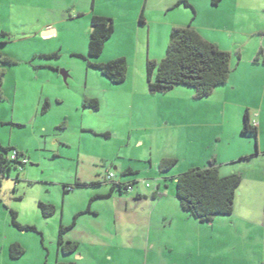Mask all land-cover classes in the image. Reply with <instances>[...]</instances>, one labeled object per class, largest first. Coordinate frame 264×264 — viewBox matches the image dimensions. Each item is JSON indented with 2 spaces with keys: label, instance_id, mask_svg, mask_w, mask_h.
I'll return each instance as SVG.
<instances>
[{
  "label": "rangeland",
  "instance_id": "374dc122",
  "mask_svg": "<svg viewBox=\"0 0 264 264\" xmlns=\"http://www.w3.org/2000/svg\"><path fill=\"white\" fill-rule=\"evenodd\" d=\"M145 1L0 0V54L16 63L0 64V143L28 160L0 179V264H264V124L261 137L241 134L246 111L264 118V0H147L142 25ZM119 6L112 37L91 59L92 16ZM48 24L55 37L42 36ZM185 26L231 55L230 81L204 98L185 86L151 93L147 62L159 64L170 30ZM119 57L128 65L121 84L89 65ZM91 99L98 111L84 107ZM214 159L242 183L231 215L201 223L180 208L175 177ZM128 168L134 174L122 176ZM110 174L134 191L110 194ZM76 181L86 186L64 194ZM40 202L58 211L46 219ZM11 210L37 232L14 227ZM72 211L83 214L64 237L80 246L65 256L59 226H72ZM13 244L24 250L18 259Z\"/></svg>",
  "mask_w": 264,
  "mask_h": 264
},
{
  "label": "trees",
  "instance_id": "16d2710c",
  "mask_svg": "<svg viewBox=\"0 0 264 264\" xmlns=\"http://www.w3.org/2000/svg\"><path fill=\"white\" fill-rule=\"evenodd\" d=\"M212 5L216 6L223 0H211ZM184 4L189 6L185 1ZM139 23L144 25V16L141 15ZM114 33L113 21L110 17L94 15L91 18V33L88 42V56L91 59L99 58L104 52L105 43ZM5 32L1 35L5 36ZM7 35V34H6ZM82 57V56H79ZM14 65L15 61L4 54H0V64ZM89 65L97 69L112 84H121L126 79L127 61L124 57L115 58L106 63L89 62ZM155 75L153 77V73ZM231 55L222 51L214 43L204 40L200 34L190 26L173 27L170 30L169 42L165 57L157 64L154 61L147 62V81L151 93H163L171 90L175 86H185L195 89L197 98L209 96L213 89L225 85L230 78ZM6 72L0 66V100L2 94V85ZM84 107L92 111L99 109V103L96 99L84 101ZM49 108L47 101L43 106V112ZM242 135H257V127L250 119L249 112L244 114ZM16 154L15 159L12 155ZM26 160L27 163H23ZM177 163V159H163L160 163V172H169ZM13 164L23 169L28 160L26 156L16 148L3 147L0 143V179L9 175ZM222 166L215 160L209 161L206 167H191L175 177V195L179 201L180 208L186 214L197 219L201 223H211L216 216H228L233 213L234 201L238 188L242 183L240 174H222ZM131 168L125 169L122 176L133 175ZM106 183L111 182L110 194L113 192L131 193L134 190L133 182L122 184L112 181L110 174L106 178ZM85 183L76 181L74 186H64V193L73 191L74 188H83ZM149 188V186H146ZM159 187L157 188V191ZM109 194V196H110ZM157 194V192H155ZM140 198L137 195L138 199ZM93 201V198L91 199ZM90 201V202H91ZM38 207L44 218L48 219L56 213L55 205L51 203H38ZM89 212V207L87 209ZM11 221L14 227L19 231H33L37 229L33 226H23L17 221V213L13 210ZM83 214V213H82ZM78 215L75 217L74 220ZM75 225L59 226V235L57 241V250L65 256L74 255L79 248L75 241H69L64 236ZM9 254L12 259H18L24 254L21 245L13 244L9 248ZM57 264H75L73 262Z\"/></svg>",
  "mask_w": 264,
  "mask_h": 264
},
{
  "label": "crops",
  "instance_id": "0c3cea01",
  "mask_svg": "<svg viewBox=\"0 0 264 264\" xmlns=\"http://www.w3.org/2000/svg\"><path fill=\"white\" fill-rule=\"evenodd\" d=\"M39 1V0H38ZM120 2H121V0H117V3L116 4H120ZM147 0L145 1V4L143 5V7H142V10H141V13H140V16L141 15H143L144 16V22H146V24L147 23H149V20H148V16H146L145 17V15L143 14L144 13V11L146 10V8H147ZM123 10H125L124 8H123ZM123 10H120V6L118 7V10H116L115 11V13H109V17L110 18H112V19H114V18H116V15L118 14V13H120V12H122ZM101 15V14H100ZM105 16H107V15H105ZM107 16V17H108ZM137 17V16H136ZM140 18V17H139ZM139 18H138V20H139ZM53 28V26L51 25V24H48V25H45V28L44 29H41L42 31V34H45V33H47L48 34V36H45L44 38H49V37H55L56 36V32L57 31H55V30H53L52 29ZM6 30V29H5ZM3 32V31H2ZM4 32H6V31H4ZM7 32H9V29H8V31ZM234 69V68H233ZM233 69H232V72H233ZM232 74V73H231ZM230 77H231V75H230ZM230 81V78H229V80L227 81V83ZM98 111V110H97ZM250 115V114H249ZM250 119L253 121V123L256 125V127H257V134L259 135V133H260V137H261V131L263 130V124H264V118H263V115H262V112L260 111V113H259V111H257L256 110V112L254 113V115H250ZM264 152L263 151H261V154H263ZM215 161H216V163L218 164V165H220V166H222L223 164L222 163H219L216 159H214ZM230 162V161H229ZM192 166H194V165H192ZM125 170V169H124ZM112 175V174H111ZM115 177H114V175L112 176V180L114 179ZM100 183H97L96 185H99ZM117 184V183H116ZM128 184V183H127ZM64 186H66V185H64ZM74 191V190H73ZM134 191V190H133ZM72 191H70L69 193H71ZM69 193H67V194H69ZM65 194V193H64ZM137 195H139V194H137ZM140 196V195H139ZM98 199V198H100V195H97L95 198L93 197V200H95V199ZM140 198H141V196H140ZM140 198H138V199H140ZM91 203V202H90ZM89 209H90V205H89ZM65 205L61 208V212H62V214H65ZM72 210H74V209H72ZM56 211H58V210H56ZM75 212V211H74ZM73 211H72V215H75V216H77V213H74ZM56 214V213H55ZM54 214V215H55ZM80 214H82V213H79V215ZM78 215V216H79ZM75 221V220H74ZM76 223V222H75ZM61 224H63V223H61ZM60 224V225H61ZM65 225V224H64ZM65 226H67V225H65ZM69 241H75V242H77L78 244H79V246H80V243H79V240L78 239H68ZM78 252V251H77ZM78 258H80V255H78ZM68 262H70V261H68Z\"/></svg>",
  "mask_w": 264,
  "mask_h": 264
},
{
  "label": "water",
  "instance_id": "95a60500",
  "mask_svg": "<svg viewBox=\"0 0 264 264\" xmlns=\"http://www.w3.org/2000/svg\"><path fill=\"white\" fill-rule=\"evenodd\" d=\"M42 36L45 37V36H48V34L45 33V34H42ZM63 76H64V81H66L67 74L65 72H63Z\"/></svg>",
  "mask_w": 264,
  "mask_h": 264
},
{
  "label": "built area",
  "instance_id": "2783aa9c",
  "mask_svg": "<svg viewBox=\"0 0 264 264\" xmlns=\"http://www.w3.org/2000/svg\"><path fill=\"white\" fill-rule=\"evenodd\" d=\"M15 157H16V154H13V155H12V159H15ZM23 163H25V164H26V163H27V161H26V160H23Z\"/></svg>",
  "mask_w": 264,
  "mask_h": 264
}]
</instances>
